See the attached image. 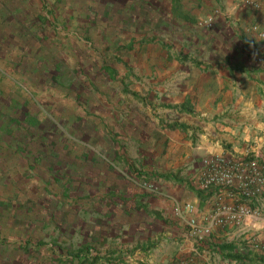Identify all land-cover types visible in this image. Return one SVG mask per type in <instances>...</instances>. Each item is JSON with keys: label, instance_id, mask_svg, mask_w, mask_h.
Wrapping results in <instances>:
<instances>
[{"label": "rangeland", "instance_id": "374dc122", "mask_svg": "<svg viewBox=\"0 0 264 264\" xmlns=\"http://www.w3.org/2000/svg\"><path fill=\"white\" fill-rule=\"evenodd\" d=\"M207 1L205 14L219 7L224 12V4ZM193 7L173 0H0V264H72L62 257L90 243L88 230L95 226L86 210L127 204V197H109L107 180L103 186L89 180L99 175H77L76 162L88 161L89 152L73 156L74 146L97 145L99 157H119L125 137L135 142L142 133L145 162L138 165L144 175L152 178L146 168L156 164L152 179L163 183V174L186 168L181 158L165 157L168 139L161 140L156 128L171 119L156 113L166 107L150 93L161 92L152 89L150 77L142 79L152 64H137L163 56L154 44L157 32L173 44L172 18ZM161 67L157 76L164 82ZM125 110L131 112L128 125L121 123ZM149 178L146 185H154Z\"/></svg>", "mask_w": 264, "mask_h": 264}, {"label": "crops", "instance_id": "0c3cea01", "mask_svg": "<svg viewBox=\"0 0 264 264\" xmlns=\"http://www.w3.org/2000/svg\"><path fill=\"white\" fill-rule=\"evenodd\" d=\"M173 3L194 7L172 18L175 32L169 36L170 41L174 37L173 44L159 39L157 32L154 44L157 42L164 57L156 58V53L149 61L144 58L137 69L143 62L152 64V68L148 67L151 72L142 73V79L150 77L147 81H152V89L161 92L150 93L153 101L159 100L160 106L166 107L156 113L168 112L171 119L156 130L158 135L161 133V140L168 139L169 152L165 157L181 158L186 168L163 183L152 179L159 171L156 164L146 168L152 178L144 175L145 169L140 171L138 165L145 162L142 133L136 134L135 142L125 137L126 141L120 143L119 157L116 154L108 159L99 157L97 145L85 143L80 149L74 146L73 156L79 157L78 150L89 152L88 161L83 158L76 162L81 167L77 175H99L98 179L89 180H100L102 186L107 180L106 185H110L104 188L109 197H127V204L123 206L122 200H118L120 205L113 204L103 212L98 208L86 210L93 214L90 219L95 222L93 231L88 230L90 243H79L72 256L64 254V261L81 264L88 258L96 259L94 264H264V232L250 227L256 220H264V215L245 220L240 215V208L246 205L242 200L216 194L214 189L200 190L197 184L205 157L228 153L243 156L252 150L264 153V65L255 59L257 52H264V39L250 28L260 15L242 6L241 0H215L216 5L224 4V12L219 7L207 14V0H173ZM214 13L217 14L213 26H197L198 21ZM222 20L224 24L219 23ZM215 24H220L218 29ZM158 66L167 71L168 79L164 82H159ZM165 82L168 87L164 95ZM154 94L161 97L155 98ZM130 115L125 110L121 123L130 124ZM171 124L176 126L168 127ZM133 145L136 150L129 154ZM110 146L113 147L112 141ZM104 161L108 162L105 169H93ZM171 164L169 161L167 167L171 168ZM115 165H123L125 173L119 174ZM148 178L161 192L145 188ZM217 216L220 224L212 221ZM190 218L197 220L196 228L187 225ZM72 233L76 234V229ZM252 239L260 240L259 248L252 244ZM228 243L243 252L240 258L220 249V245ZM82 247L88 248L87 256L77 254Z\"/></svg>", "mask_w": 264, "mask_h": 264}, {"label": "built area", "instance_id": "2783aa9c", "mask_svg": "<svg viewBox=\"0 0 264 264\" xmlns=\"http://www.w3.org/2000/svg\"><path fill=\"white\" fill-rule=\"evenodd\" d=\"M241 5L258 12L260 19L253 23L250 28L256 34L264 39V0H241ZM215 22L214 14H210L202 20V25L210 27ZM255 59L259 64L264 65V52H257ZM197 184L200 190H216V194H226L246 205L240 210L246 209L254 213L253 217L264 215V153L249 151L243 156L234 153L217 154L202 159L201 168L197 174ZM150 192L157 191V188L151 184H144ZM191 210L192 206H188ZM213 222L221 223L218 216L214 217ZM187 225L196 228L198 222L194 218L187 221ZM210 233V229L205 230ZM264 232V231H263ZM252 244L259 248L260 240L252 239ZM253 246V247H254Z\"/></svg>", "mask_w": 264, "mask_h": 264}, {"label": "trees", "instance_id": "16d2710c", "mask_svg": "<svg viewBox=\"0 0 264 264\" xmlns=\"http://www.w3.org/2000/svg\"><path fill=\"white\" fill-rule=\"evenodd\" d=\"M176 126V124H171L168 127H174ZM163 178L165 179H170V178H175V175L173 174H164L162 175ZM220 249L221 250H227L230 254H236V258H240L241 257V253H243L242 251H240V249L237 248L236 245H233L232 243H228V244H222L220 245ZM234 250H236L237 252H235ZM77 254H83L84 256L88 255V248L87 247H82L80 250L77 251ZM96 261V259H92V260H88V258H85V260L83 262H81V264L87 263V264H94Z\"/></svg>", "mask_w": 264, "mask_h": 264}, {"label": "clouds", "instance_id": "9594fccd", "mask_svg": "<svg viewBox=\"0 0 264 264\" xmlns=\"http://www.w3.org/2000/svg\"><path fill=\"white\" fill-rule=\"evenodd\" d=\"M240 215L247 220V218L251 215H254V213H251L247 211L246 209H241L240 210ZM251 230L253 231H264V220H256L254 223L250 225Z\"/></svg>", "mask_w": 264, "mask_h": 264}]
</instances>
